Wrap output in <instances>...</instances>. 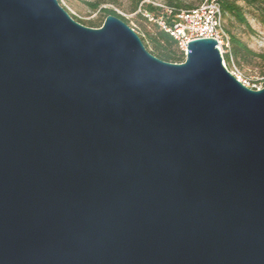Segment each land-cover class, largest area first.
<instances>
[{"label":"water","instance_id":"1","mask_svg":"<svg viewBox=\"0 0 264 264\" xmlns=\"http://www.w3.org/2000/svg\"><path fill=\"white\" fill-rule=\"evenodd\" d=\"M0 264H264V87L0 0Z\"/></svg>","mask_w":264,"mask_h":264},{"label":"trees","instance_id":"2","mask_svg":"<svg viewBox=\"0 0 264 264\" xmlns=\"http://www.w3.org/2000/svg\"><path fill=\"white\" fill-rule=\"evenodd\" d=\"M222 17L224 21V30L230 39V49L233 59L238 64L250 65L252 60H257V67L261 71V76L264 77V54H257L249 49L246 44L232 32L234 25L239 27L249 28L248 18H253L261 25H264V0H218ZM101 2H89L87 6L92 12H98L102 14L104 18L108 15H113L123 22L126 20L117 15L112 10L101 8ZM200 5V4H199ZM199 5H187L181 0H165L162 6H153L151 3H146L144 0H134L130 13H136L139 10L137 16L145 23L148 22V15L152 19L153 23L148 22L151 26L150 30L143 27V33L138 34L143 42L146 50L155 56L156 58L173 64L183 63L185 60L184 52L179 48L178 42L169 33L165 32L158 24V20L161 19L167 26L172 25L174 16L181 12L194 9ZM78 23L90 27L99 28L100 23L88 21L82 22L77 20ZM227 66H230V58L228 55L224 57Z\"/></svg>","mask_w":264,"mask_h":264},{"label":"rangeland","instance_id":"3","mask_svg":"<svg viewBox=\"0 0 264 264\" xmlns=\"http://www.w3.org/2000/svg\"><path fill=\"white\" fill-rule=\"evenodd\" d=\"M59 5L64 8L68 14L77 22V20L82 22L93 21L100 23L101 26L104 23V16L98 12H92L87 6L89 2H101V8H106L112 10L117 15L123 17L126 20V24L131 27L135 32L142 34L143 27L147 30L151 29L148 22L153 23L150 16L146 15L148 22L145 23L141 20L136 13H130L132 3L134 0H57ZM165 0H144L146 3H151L153 6L164 5ZM187 5H199L204 0H181ZM249 28L239 27L234 25L232 32L235 33L240 39L246 44V46L257 54H264V25H261L253 18H248ZM257 60H252L250 65L238 64L234 59L230 67L233 66L239 71L240 75L245 79L248 88L253 89L260 85L264 86V77L261 76V71L257 67Z\"/></svg>","mask_w":264,"mask_h":264},{"label":"built area","instance_id":"4","mask_svg":"<svg viewBox=\"0 0 264 264\" xmlns=\"http://www.w3.org/2000/svg\"><path fill=\"white\" fill-rule=\"evenodd\" d=\"M172 25L167 26L161 19L158 20L159 26L169 35H171L179 45V48L186 54V46L189 41L195 39H214L217 42V48L222 56L223 66L234 76L242 85L248 88L245 79L239 71L233 66L228 68L225 62V55L233 63V57L230 49V39L224 30V21L218 0H204L198 7L181 11L174 16ZM186 43V46H185ZM264 86L260 85L253 88L260 90Z\"/></svg>","mask_w":264,"mask_h":264}]
</instances>
